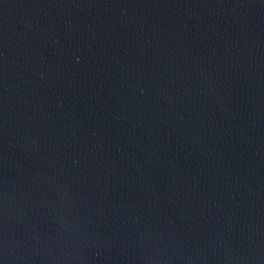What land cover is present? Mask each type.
I'll return each instance as SVG.
<instances>
[{
  "label": "water",
  "instance_id": "1",
  "mask_svg": "<svg viewBox=\"0 0 264 264\" xmlns=\"http://www.w3.org/2000/svg\"><path fill=\"white\" fill-rule=\"evenodd\" d=\"M0 264H264V0H0Z\"/></svg>",
  "mask_w": 264,
  "mask_h": 264
}]
</instances>
